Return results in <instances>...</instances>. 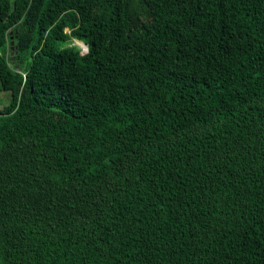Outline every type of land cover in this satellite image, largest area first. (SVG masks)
<instances>
[{
    "label": "trees",
    "instance_id": "obj_1",
    "mask_svg": "<svg viewBox=\"0 0 264 264\" xmlns=\"http://www.w3.org/2000/svg\"><path fill=\"white\" fill-rule=\"evenodd\" d=\"M0 92V264H264V0H0Z\"/></svg>",
    "mask_w": 264,
    "mask_h": 264
},
{
    "label": "rangeland",
    "instance_id": "obj_2",
    "mask_svg": "<svg viewBox=\"0 0 264 264\" xmlns=\"http://www.w3.org/2000/svg\"><path fill=\"white\" fill-rule=\"evenodd\" d=\"M9 95V92H0V108L8 103Z\"/></svg>",
    "mask_w": 264,
    "mask_h": 264
},
{
    "label": "water",
    "instance_id": "obj_3",
    "mask_svg": "<svg viewBox=\"0 0 264 264\" xmlns=\"http://www.w3.org/2000/svg\"><path fill=\"white\" fill-rule=\"evenodd\" d=\"M80 46H82V47H85L83 44H79Z\"/></svg>",
    "mask_w": 264,
    "mask_h": 264
},
{
    "label": "clouds",
    "instance_id": "obj_4",
    "mask_svg": "<svg viewBox=\"0 0 264 264\" xmlns=\"http://www.w3.org/2000/svg\"><path fill=\"white\" fill-rule=\"evenodd\" d=\"M79 45V44H78ZM80 46V45H79ZM81 48H83L82 46H81ZM85 49H86V47H84Z\"/></svg>",
    "mask_w": 264,
    "mask_h": 264
},
{
    "label": "built area",
    "instance_id": "obj_5",
    "mask_svg": "<svg viewBox=\"0 0 264 264\" xmlns=\"http://www.w3.org/2000/svg\"><path fill=\"white\" fill-rule=\"evenodd\" d=\"M83 49H85V48L83 47Z\"/></svg>",
    "mask_w": 264,
    "mask_h": 264
}]
</instances>
